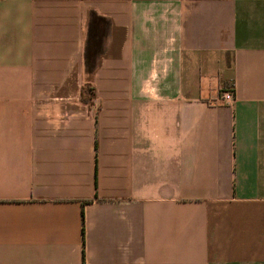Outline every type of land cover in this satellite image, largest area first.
Wrapping results in <instances>:
<instances>
[{
	"label": "crops",
	"instance_id": "crops-1",
	"mask_svg": "<svg viewBox=\"0 0 264 264\" xmlns=\"http://www.w3.org/2000/svg\"><path fill=\"white\" fill-rule=\"evenodd\" d=\"M0 264H264V0H0Z\"/></svg>",
	"mask_w": 264,
	"mask_h": 264
},
{
	"label": "built area",
	"instance_id": "built-area-1",
	"mask_svg": "<svg viewBox=\"0 0 264 264\" xmlns=\"http://www.w3.org/2000/svg\"><path fill=\"white\" fill-rule=\"evenodd\" d=\"M217 101L219 103L228 104L232 101V92L231 90L223 91L219 94Z\"/></svg>",
	"mask_w": 264,
	"mask_h": 264
},
{
	"label": "trees",
	"instance_id": "trees-1",
	"mask_svg": "<svg viewBox=\"0 0 264 264\" xmlns=\"http://www.w3.org/2000/svg\"><path fill=\"white\" fill-rule=\"evenodd\" d=\"M92 16V15H91ZM92 89L89 88V87H81L80 89V95H83V94H92ZM89 101H86V103H88Z\"/></svg>",
	"mask_w": 264,
	"mask_h": 264
}]
</instances>
